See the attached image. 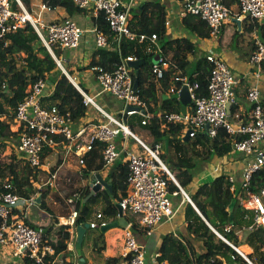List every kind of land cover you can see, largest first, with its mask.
<instances>
[{"label":"built area","instance_id":"obj_1","mask_svg":"<svg viewBox=\"0 0 264 264\" xmlns=\"http://www.w3.org/2000/svg\"><path fill=\"white\" fill-rule=\"evenodd\" d=\"M72 1L80 9L91 11L96 16L103 13L118 42L124 38L130 42L147 44L146 54L159 56L152 70L153 75L159 80L163 78L165 71L170 67V62L164 58L160 38L157 35H137L131 30L129 8L124 0ZM180 4L182 15L198 17L206 22L214 38L218 37L224 23L231 20L232 9L222 0H181ZM40 9L41 13L51 11L45 3L40 5ZM238 10L240 15L250 17L258 23H264V0H239ZM29 23L36 30L59 69L83 95L84 105L87 108L95 107L105 116L106 122L94 126L89 132L86 126H82L75 132L74 122L70 116L63 115L56 105H45L47 99L53 95L56 85L48 79L40 80L30 87L27 99L15 111L12 129L18 134L16 143L13 146L6 139H0V149L6 145L11 146L8 149L11 153H16L24 164L41 169L44 153L48 149L53 150L59 146L55 137L64 138L69 145L76 146V155L80 158L90 152L96 142H100L104 144L103 163L105 167H109L119 158L116 139L120 135L134 138L143 152L128 154L129 172L126 193L118 205L124 218L132 217L139 223V228L145 234L154 235L164 222L172 220L176 214L173 196L181 194L186 201L191 204L193 202L163 163L160 146L147 145L125 123L132 117L142 116L141 124L147 125L150 118L146 114V103L141 100L138 90L134 88L133 70L128 66V61L139 59L129 57L117 65L112 72L101 66L90 69L101 93L112 95L124 103L121 117L117 119L105 112L97 104L95 98L79 86L77 78L68 74L63 66L62 58L56 55L60 50L79 49L87 33L92 34L97 49H107L110 45L109 37L101 33L97 26L86 31L70 18L47 23L41 15L34 16L27 11L21 0H0V39L24 28ZM170 26L171 22L168 20L166 27L169 29ZM167 39H170L168 35ZM207 60L212 65L208 95L206 97L197 96L198 85H191L187 77H178L177 81L182 82L183 86H189L194 104L193 111L190 114L188 112L187 115L181 112L166 113L164 118L171 123L185 124L188 131H191L190 139L196 138L200 132L214 138L219 130L227 131L233 142V151L245 157L239 189L242 188L245 192L243 206L252 212L254 220L247 229L250 232L257 228L264 230V188L258 192L252 190L254 174L264 169V106L261 104L260 91L252 87L247 93V99L251 102L253 109L252 122L235 125L228 113V105L232 108L237 104L234 91L236 79L227 63L216 54L210 53L207 55ZM250 63L258 68L264 65V43L260 38L255 40V51L250 56ZM180 90L181 88H174L171 94ZM207 125H209L208 128ZM87 133L90 135L88 143L83 144L80 140ZM80 162L84 163L83 159ZM164 175H167L180 188V193L170 194ZM229 182L232 184V191L238 190L235 188L233 177H229ZM35 200V197L24 198L17 194L15 184L11 180L4 182L3 191H0V248L9 247L14 258H26L34 264H44L45 259L54 254L53 247L48 244L50 240L43 229L29 224L21 213L23 208L35 205ZM67 205L72 208V212L64 224L74 227L79 215L74 209L76 200H67ZM96 219L97 222L90 224L91 229H101L110 224L102 213H98ZM131 225L132 222H128V228L125 229V247L122 255L125 261L123 264H146L145 251L137 244ZM217 234L223 241L233 246L221 234L218 232ZM160 257L161 253L157 252L154 256L156 264H168L160 262ZM249 263L252 264L250 261Z\"/></svg>","mask_w":264,"mask_h":264},{"label":"trees","instance_id":"obj_2","mask_svg":"<svg viewBox=\"0 0 264 264\" xmlns=\"http://www.w3.org/2000/svg\"><path fill=\"white\" fill-rule=\"evenodd\" d=\"M21 1L28 10H31L33 0ZM177 1L181 2V0ZM222 1L230 8L232 6L238 7L239 0ZM43 3L49 6L51 10L64 9L68 18L87 12V10L80 9L72 0H43ZM245 19L253 21L250 17H245ZM168 20L167 7L159 1H148L142 6L140 14L130 20V28L135 34L157 35L160 38L164 58L170 62V67L165 71L162 79H157L152 72L159 56L146 54L147 44L130 42L124 38L118 42L112 34L103 13L94 18V24L101 33L109 37L110 45L107 49H96L85 69L101 66L112 72L117 65L129 57H137L139 60L145 61L139 72L138 93L141 100L147 105L146 114L150 118L147 125L141 124L143 119L140 125L148 130L147 132L154 140L157 142L164 141L167 144V152L162 154L161 157L163 163L174 174L192 170L198 162L206 161L213 155L221 158L230 156L234 151L232 139L225 129L219 130L214 138L200 132L196 138H191L186 142L184 136L187 126L182 123L168 122L164 118L166 113H180L181 103L179 100L172 98L170 94H166L168 98L164 99L165 94L159 95L158 85H162L166 90H169L171 82L175 89H180L183 84L177 81V78L189 76L188 82L191 85H198L196 95L206 97L212 70V65L207 60V55H205L197 59L193 70L188 72L192 65L189 59L196 55L197 44L192 42L189 37L167 39L168 28L166 23ZM254 22L253 24L244 25L241 31L237 28L235 31L236 40L252 38L255 31H257L264 43V23ZM182 26L184 31L192 37L200 40L212 38L210 28L206 22L198 17L186 16L182 19ZM56 55L60 58L61 52H57ZM132 75L135 79L134 71H132ZM47 79L52 81L56 87L53 95L47 99L45 105H56L60 112L65 116H70L74 123L83 119L88 109L84 105L83 95L59 69L56 61L30 23L0 39V139L17 140L18 134L12 129L15 111L27 99L30 87L40 80ZM237 106V104L233 106V111ZM193 107L194 104L192 103L189 106L190 113L193 111ZM130 129L134 133L131 127ZM55 141L60 144L62 142V144L68 143L61 137H55ZM103 149L104 144L96 142L90 151V156L99 161L93 171L101 172L105 169L102 159ZM50 151L52 150L48 149L42 156L43 162ZM18 162L19 160H16L15 157L9 163L0 162V191H3L4 181L9 179L15 184L17 194L24 198L35 197L38 190L33 186L32 180L43 178V171L33 168L29 164H25L20 169ZM118 165L119 167H116L109 174V178L112 179V192L104 189L90 198H88L91 193L89 188L82 194L81 192L73 193L78 195V201H76L74 209L79 214L74 227L86 224L93 216L94 206L101 201L103 203L102 214L105 219L110 218L114 222L119 219L118 204L126 193L129 168L127 161ZM90 174V170L84 169L82 178L88 179ZM164 176L170 194L180 193V188L167 175ZM192 178L189 175V179L181 184L183 189L186 190L192 182ZM231 188L232 184L229 182V176L222 175L213 182L200 186L196 193L189 196L205 220L233 246L239 248L240 241L236 234L233 231L228 232L227 229L234 227L236 224L249 227L254 220L252 216L250 217V211L243 206L244 190L240 188L232 191ZM263 188L264 169L254 174L252 180L253 191L258 192ZM41 196L39 208L42 211L53 218L59 215L70 218L72 209L68 208L58 195L53 193L52 197H55V201L57 200L62 205L61 211H58L55 206L48 202L45 192H41ZM231 205H233L232 210H230ZM185 212L186 224L183 228L177 233H170L163 237L159 249L161 253L160 262L168 264H250L211 230L190 203L187 204ZM131 230L134 235L137 234L140 231L139 223L133 221ZM68 240L69 234L66 233L61 236L57 243L48 241V244L54 249V254L48 256L44 264H53L59 255L66 253L68 251ZM244 243L251 249V253L246 254L249 261L252 264H264V230L257 228L251 231ZM94 251L98 254L106 251L104 234L96 238ZM21 259L18 264H34L26 258ZM124 261V258H109L106 260V264H123Z\"/></svg>","mask_w":264,"mask_h":264},{"label":"crops","instance_id":"obj_3","mask_svg":"<svg viewBox=\"0 0 264 264\" xmlns=\"http://www.w3.org/2000/svg\"><path fill=\"white\" fill-rule=\"evenodd\" d=\"M130 1L131 4L128 5L129 8L128 12L130 18L139 15L142 6L145 5L148 1H159L165 4L168 10L169 21L171 22V26L167 32V35L170 37V39L189 37L192 42L197 44V49L200 52L204 53V55L202 56L209 55L210 53H214L227 63L230 70L234 72V76L236 79V85L234 91L238 105L236 108H234V111H233V107L230 110L231 121L235 125L241 123L244 124L250 123V121L252 120V111H251L252 104L247 99V93L250 88L256 87L259 89L261 94L260 97L261 104L264 106V66L262 65L261 68H258L250 63V56L252 55L255 48L254 46L255 40L257 38H260V36L259 33L255 31L252 38L236 40L237 36L235 31L237 28L239 31H241L244 25L250 23L253 24L255 22L250 20L247 21V19H245V16L240 15L238 7L232 6L231 9L233 13L231 15V20L224 23V25L221 28L222 31H220L219 34L220 36L218 35L217 38L212 37L211 39L200 40L190 36L189 33L184 31V27L182 26V19L185 17L182 15L181 4L177 0H130ZM41 4H43L42 0H33L31 5V10L27 9V11L32 13V15L34 16L41 15L42 18L47 23L68 18L66 11L62 8H58L56 10H51V11H45L41 13L40 11ZM34 7L37 8V10H34ZM95 17H97L96 14L92 13L91 11L89 12L87 11L81 15H75L72 18H75L78 24L80 23L79 25L84 30L89 31L92 27L95 26L94 24ZM234 19L240 20L241 26H238L235 22H233ZM96 49L97 48L95 46V42L92 34L87 33L84 37V41L80 46V48L77 50H72V56H73L72 60H74L78 65V67L83 70L85 69L86 66H88L91 57L93 55V52ZM193 57H190L189 60L195 61V59H192ZM61 58L63 60V66L65 70L68 72V74L70 72L72 76L70 70H72L73 72L75 71L73 68L70 70L67 69L66 67L67 64L71 65L72 63L70 60L66 58L65 52L61 55ZM193 68H194V64L193 66L191 65L190 70L192 71ZM80 74H81V78H83L84 81H86L85 86L90 92H92V95H90L87 92V90L83 88V84L80 83L79 80L77 79L79 86H81V88L90 96L94 97L96 102L98 101L97 104L105 112H107L112 116H115L114 113H116V115L121 116L124 110V103L118 99L119 104L117 103L116 104L117 106H112L113 104L112 100L109 98L108 94L101 93L99 85L96 82L95 76L90 69L85 70L83 73L80 72ZM186 77L188 78L189 76ZM158 88H159V95L165 94L164 96H167L166 94L173 95L171 94V90L174 89L175 87L170 82L169 90H166V88L163 87L162 85H158ZM165 90L166 92L164 93ZM102 104L104 106H102ZM107 108H110L113 111V113H109L107 111ZM188 112L189 109L187 113ZM138 117L139 118L136 119L135 121L131 120L130 118L126 120V122L130 120L131 121L130 123H134L138 125L143 119L142 116H138ZM105 122H106V118L103 114H101L95 107H89L87 109L86 116L83 119H81L79 122L74 123L73 127L75 132H77L82 126H86L89 132L91 128H93L94 126L104 124ZM134 134L144 143H146L151 147H155L159 145L162 154H165L167 152V144H165L164 141L157 142L148 132H147L148 138L146 142L137 133L134 132ZM89 137L90 135L87 133L80 140V142L83 144L88 143ZM6 140L9 141L10 144L12 145L15 144L17 141L14 139H6ZM130 141L133 142V145H130ZM62 143L61 144L59 143L58 147L54 148L52 151L49 152L48 155H46V158L44 159L43 165L41 167V170L43 171V175H44L43 178H36V180H32L33 186L38 190L35 199H37L38 196H41V192H45L47 194L48 202H50L53 206H55V208L58 211H61L62 205L57 200L55 201L56 198L52 197L53 193L58 195L61 198V200L65 202L66 206H68L67 200L75 199L76 201H78L77 198L78 195H74L73 193L81 192L82 194L87 188H89L91 192L90 179L93 175L100 174L105 182L112 181V179L109 178V174L116 167L117 168L119 167L118 164L121 156H124V158L123 161H121L120 163H125L128 160V154L133 152L135 153L143 152L141 146L137 143V141L134 138L132 137L126 138L122 135L121 138L116 139V145L119 152V158L117 159V161L113 165L109 167H105L103 171L96 172L93 170L94 167L99 163V161L90 156L91 152L86 153L83 156V158H80L76 155V151H77L76 146L73 147V144L69 145V142L67 144H62ZM7 147L10 148L11 146L8 145L4 146V148ZM57 152H60L64 160L62 162H58L59 166L56 170V173H54V171L52 170L53 169L52 166L46 164L45 162L54 154H57ZM84 158L90 161V163L95 162L94 166L88 168L85 164ZM81 159H83L84 161V163L82 164L80 162ZM244 165H245V157L241 153L233 152L230 156H225L221 158L217 157L216 155H213L210 159L206 161L198 162L195 168H193L192 170H186L184 172H176L173 174V176L175 177L176 182L181 188H182L181 184L185 183L189 179V175L193 177L192 182L188 185L186 190L182 188L188 196L190 194L196 193L200 186L207 183H211L222 175L233 177L235 180V188L239 189V186L241 185V181H242L241 177H242V171L244 169ZM84 169L91 171L90 177L88 179L82 178ZM50 170L53 172V177L55 176V178L52 177L45 178L47 175L50 174ZM103 190L104 189H102L101 191ZM172 200L176 210V214L174 218L170 221L164 222L159 227L158 231L151 238L154 239L152 244L154 245L153 250L156 253L159 252L164 236L170 233L179 232L186 224L185 211L187 204L189 202L186 201L181 194L177 196H173ZM193 204L191 205L195 207V209H197L196 206ZM35 205L38 206L39 212L36 213V210H33L34 216L32 217V219H29L30 211L32 210V208H34ZM35 205H33L30 208L28 207L23 208L21 210V213L24 215V219L29 224L43 229L45 232H47L46 235L48 236L49 240L55 243L59 242V239H61V236H63L64 234L66 233L69 234V240L67 241L68 251L66 253L59 255L53 264H81L82 262L81 258L84 259V264H106V260L109 258H122L125 247L124 245L125 233L122 232L117 233L116 236L110 237V234L114 232L112 231L113 229L105 233H102L101 229L89 228L84 235L83 244L81 247V255H79L76 249V244L78 241L77 227H72L69 225L66 226L64 224L65 222L68 221L69 217L59 215L53 218L39 208L40 204L38 205L36 203ZM68 208L71 207L68 206ZM98 213H103L102 201L96 206H94L93 216L90 220H88L87 223L91 224L93 222H97L98 220L96 219V215ZM250 213H251L250 217L253 216L252 212ZM125 219L130 223L133 222L127 217ZM107 221L109 223H114V221H111L110 218H108ZM241 227H243L244 229L247 228L246 226H239L236 224L234 225V227L228 228L227 231L231 232L234 230L233 232L237 236V233H239V235L241 234V229H239ZM58 228L61 229L58 231L57 230ZM122 229L124 230V228ZM139 230L140 231L137 234L143 236L144 233H141L143 232V230H141L140 228ZM57 231L58 233L56 236L49 237L50 233H56ZM102 234L105 235V239H106V251L102 254H98L94 251V242L96 238H98ZM237 238L240 239L238 236ZM239 248H242L245 251V254L242 252L243 255L245 256L246 254L251 253V249L247 245H245L244 242L240 241ZM4 249H8L10 251L9 247H5L3 249L0 248V264H18L21 262L22 260L21 258L17 259L13 257L14 259H17L16 262H13L9 260L7 257H5L4 256L5 251H3Z\"/></svg>","mask_w":264,"mask_h":264},{"label":"rangeland","instance_id":"obj_4","mask_svg":"<svg viewBox=\"0 0 264 264\" xmlns=\"http://www.w3.org/2000/svg\"><path fill=\"white\" fill-rule=\"evenodd\" d=\"M125 2V4L128 6V5H130L131 4V1L130 0H125L124 1ZM36 3V2H35ZM34 10H37V8H35L34 7ZM33 12V11H32ZM71 19H73L74 21H76V19L75 18H71ZM196 20V19H195ZM77 22V21H76ZM78 23V22H77ZM80 24V23H79ZM191 36V35H190ZM214 42V41H213ZM60 52H61V55L65 52V55H66V58L68 59V60H70L71 61V65H68L67 64V69H74V71L75 72H73L72 70H70L71 71V73H72V76H74V77H76L78 80H79V82L80 83H82L83 84V88H85L86 90H87V92L90 94V95H92V92H90L87 88H86V86H85V83H86V81H84V79L83 78H81V74H80V72H84L85 70H88V69H81V68H79L78 67V65L76 64V62L74 61V60H72V58H73V56H72V51L71 50H60ZM202 55H204V53H202V52H200L198 49H197V52H196V55L192 58V59H195V61L199 58V57H202ZM194 60H192L191 62H192V66H193V64L195 63V61L193 62ZM195 65V64H194ZM188 72H191V70L189 69L188 70ZM231 72H232V74H233V76H234V72L231 70ZM235 77V76H234ZM109 96V98L112 100V106H117L116 104L118 103L119 104V101H118V99L116 98V97H114V96H112V95H108ZM98 102V101H97ZM101 104V103H100ZM115 104V105H114ZM102 106H104L103 104H102ZM107 111L109 112V113H113V111L110 109V108H107ZM114 117L115 118H117V119H120V116L119 115H116V113H114ZM139 117L137 116V117H134V118H131V120H133V121H135L136 119H138ZM131 121L129 120V121H127V122H125L127 125H129V127H131L132 129H133V131L135 132V133H137L139 136H141L142 138H143V140L146 142L147 141V138H148V135H147V129H145V128H143L140 124H138V125H136V124H134V123H130ZM188 131V129H186V132ZM185 132V133H186ZM122 137V135L121 136H119L118 138H121ZM117 138V139H118ZM11 141H13V140H11ZM130 145H133V142L132 141H130ZM117 150H118V148H117ZM16 158L17 160H19V158L17 157V155H16V153H11V151L8 149V147L7 148H1L0 149V162L1 163H9L11 160H12V158ZM123 158H124V156H121V158H120V161H119V163L121 162V161H123ZM64 159L62 158V156H61V154H60V152H57V154H54L52 157H50L49 159H47L46 160V164H48V165H50V166H52V170L54 171V173H56V170H57V168H58V162H62ZM84 161H85V164H86V166L88 167V168H90V167H93L94 166V163L95 162H92V163H90L86 158H84ZM18 165H19V168L21 169V168H23L24 166H25V164H24V161H22V160H19V162L17 163ZM51 174V175H50ZM50 174L49 175H47L45 178H55V176L53 177V172L50 170ZM30 207H32V206H29L28 208H30ZM33 210H36V213L37 212H39L38 211V206L37 205H35L34 206V208H32V210L30 211V216H29V219H32V217L34 216V213H33ZM46 215V214H45ZM129 219L131 220V221H134V219L132 218V217H129ZM40 223V222H39ZM61 228H58L57 230L59 231ZM239 229H241V234L239 235V233H237V236L240 238L239 240L241 241V242H245V240H246V238H247V236H248V234L250 233V231L247 229H244L243 227H241V228H239ZM58 231L56 232V233H50L49 234V237H54V236H56L57 235V233H58ZM112 231H114L112 234H110V237H114V236H116L117 235V233H125L126 232V230L124 229H122V228H120V227H118V228H114ZM234 231V230H233ZM152 236L153 235H147V234H145L144 233V235L142 236V235H139V234H135V239H136V242H137V244L141 247V248H143L144 249V251H145V255H146V264H156V261L154 260V256L156 255V252L153 250L154 248H153V244H152V242H153V240L154 239H151L152 238ZM60 240V239H59ZM3 249V248H2ZM239 250L241 251V252H243L244 254H245V251L242 249V248H239ZM3 251H5V254H4V256L5 257H7L9 260H11V261H13V262H16L17 261V259H14L13 258V256H12V250L10 249V251L8 250V249H4ZM155 252V253H154ZM205 264H211V263H205Z\"/></svg>","mask_w":264,"mask_h":264},{"label":"water","instance_id":"obj_5","mask_svg":"<svg viewBox=\"0 0 264 264\" xmlns=\"http://www.w3.org/2000/svg\"><path fill=\"white\" fill-rule=\"evenodd\" d=\"M233 22H235L238 26H241V21L238 19H234ZM144 60H137V61H128V66L134 71L135 73V82H134V88L135 90H138L139 88V72H140V68L142 66V64H144ZM168 98L167 96H164V99ZM172 98L177 99L180 101L181 103V113L183 115H187V111L189 109V106L192 104L193 100L191 97V94L189 92V86L188 85H184L182 86L181 90L175 94L172 95ZM230 110H231V105H228V113L230 114ZM143 114L144 111H143ZM209 127V125H207V128ZM190 133L191 131H188L185 136H184V141L188 142L190 140ZM112 182L108 181L105 182L100 174H96L93 175L90 179V188H91V193H90V197L94 196L96 193L100 192L102 189H105L109 192H112ZM41 196H38V198L35 200L36 203L39 205L41 203ZM232 206H230V210H232ZM195 208V207H194ZM198 210V209H197ZM118 212H119V220L114 222V223H110L108 224L106 227L101 228V232L105 233L111 229L114 228H128V221L124 218L122 210L120 209L119 205H118ZM199 213V215L203 218V220L206 222V224L211 228V230L220 238V236L217 234V232L214 230V228L205 220V218L202 216V214L197 211ZM90 228V224L86 223L84 225H81L79 227H77V244H76V249L79 255H81V247L83 244V239H84V235L86 233V231ZM47 232H45L46 234ZM231 246V245H230ZM236 252H238L241 256H243L245 258V260L247 262H249V259L243 255V253L239 250L234 248L233 246H231ZM81 264H84V259L81 258Z\"/></svg>","mask_w":264,"mask_h":264}]
</instances>
